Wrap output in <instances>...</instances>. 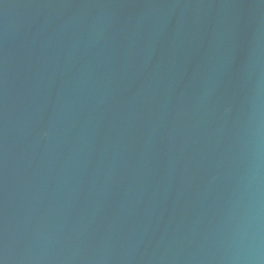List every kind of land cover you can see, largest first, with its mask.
<instances>
[{"label": "water", "instance_id": "water-1", "mask_svg": "<svg viewBox=\"0 0 264 264\" xmlns=\"http://www.w3.org/2000/svg\"><path fill=\"white\" fill-rule=\"evenodd\" d=\"M0 264H264V0H0Z\"/></svg>", "mask_w": 264, "mask_h": 264}]
</instances>
